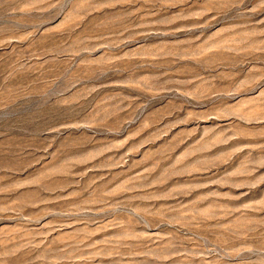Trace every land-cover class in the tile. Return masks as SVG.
<instances>
[{"label":"rangeland","instance_id":"obj_1","mask_svg":"<svg viewBox=\"0 0 264 264\" xmlns=\"http://www.w3.org/2000/svg\"><path fill=\"white\" fill-rule=\"evenodd\" d=\"M0 264H264V0H0Z\"/></svg>","mask_w":264,"mask_h":264}]
</instances>
